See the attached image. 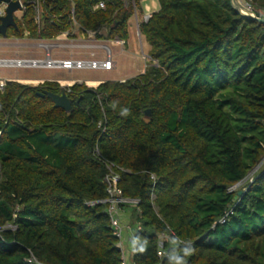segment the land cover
<instances>
[{
    "label": "trees",
    "instance_id": "1",
    "mask_svg": "<svg viewBox=\"0 0 264 264\" xmlns=\"http://www.w3.org/2000/svg\"><path fill=\"white\" fill-rule=\"evenodd\" d=\"M129 1L41 0L37 21L24 0L13 33L51 40L78 27L127 41L134 5L144 11ZM158 3L140 24L156 62L145 72L96 88L8 80L0 90V264H122L101 202L105 161L139 201L133 264H169L163 234L191 242L187 264H264V170L233 189L264 157V24L232 0ZM44 90L65 91L72 110Z\"/></svg>",
    "mask_w": 264,
    "mask_h": 264
},
{
    "label": "rangeland",
    "instance_id": "2",
    "mask_svg": "<svg viewBox=\"0 0 264 264\" xmlns=\"http://www.w3.org/2000/svg\"><path fill=\"white\" fill-rule=\"evenodd\" d=\"M126 3H130L129 0H125ZM155 4H154V2ZM146 6L145 11L140 12L139 9H137V16L133 14L131 19V33H132V40L130 41L129 46L124 47L126 55L122 56L118 60V75H132V77L138 75L139 69L144 66L145 69L155 66L156 62H154L149 54H148V43L145 39V37L141 34L139 30L138 23L141 24L143 20L144 13L147 12V9L149 12H154L158 7V0H145L143 2V6ZM15 16L19 19H22L23 11L16 12ZM129 19V20H130ZM79 29L77 27L73 30L76 31L77 34ZM107 28H104L101 30V33H106ZM89 35H91V40L94 42L96 40L95 34L92 32ZM83 40L88 38V34L85 37H81ZM34 39L30 38L28 35H24L23 37H18L13 33V29L9 28L7 37H3L0 35V59L1 60H12V59H19V58H31L34 54L35 46L32 45L31 42H33ZM102 44H107L110 46V42L108 41H98ZM46 43H42L40 47L45 48ZM108 47V46H107ZM109 48V47H108ZM103 50V51H102ZM102 50L98 51L100 54H102V58L105 57V51L106 49L103 48ZM110 50V49H109ZM89 53V51L87 52ZM93 53V52H92ZM96 53V52H95ZM97 54V53H96ZM129 54V55H127ZM133 55V56H132ZM96 56H99L96 55ZM113 58L115 61V55L113 54ZM42 73H53L51 70H41L39 68H19L12 65L7 64H0V81L6 82L8 80H18L20 78L27 79V78H34L40 76ZM117 73V72H116ZM113 73L101 71V70H91V69H83V70H76L73 73V76L79 78L82 80V82L93 81V79H99L101 77H111ZM140 74V73H139ZM121 77V76H118ZM130 77V78H132ZM128 79V78H127ZM109 81V80H106ZM113 81V80H110ZM23 84H27L24 82H21ZM91 85V83H89ZM90 88H96L91 87ZM260 169V171L264 170V157L261 161V163L253 169L246 180L239 183L237 186L234 187L235 190H240L242 187L244 188V184L247 182L248 179H250L256 172V170ZM135 207L133 206H127L125 210L127 211V221L123 222L125 225L129 224L133 228L134 233L138 229V220L137 215L139 210H135ZM14 228V227H13ZM130 237V233L124 231L122 235V242L124 245L125 250L132 249L134 246L128 241Z\"/></svg>",
    "mask_w": 264,
    "mask_h": 264
},
{
    "label": "built area",
    "instance_id": "3",
    "mask_svg": "<svg viewBox=\"0 0 264 264\" xmlns=\"http://www.w3.org/2000/svg\"><path fill=\"white\" fill-rule=\"evenodd\" d=\"M24 9V0H19ZM30 2L34 5V8L37 12V21L40 20V7H41V0H30ZM6 4L0 3V16L5 15ZM236 9L245 17L248 18H264V9H255L254 0H236L235 3ZM96 8H105V4L103 1L99 2ZM134 15L137 16V8L134 5ZM152 16V12H147L143 15L142 22H147ZM141 22V23H142ZM139 30L140 24L138 23ZM118 43L124 45L126 41L124 40H117ZM105 57L104 58H97L95 53H92L90 58L85 59H57L53 58L50 54H46L43 58H19V59H12V60H1L0 64H7L16 66L19 68H50V69H64V70H83V69H91V70H103V71H110L115 67V61L113 59V55L111 50L108 47H105ZM5 82L0 81V90L4 89ZM70 87V86H69ZM98 155L101 156L100 152ZM106 168L108 173L105 177V183L107 186V198L102 203L108 204V214L110 216V220L112 226L114 228V232L116 236L119 238V247L122 251V264H133L132 257L135 253L133 248H136L138 244L135 233L131 225H125L121 219V215L125 212V208L127 206H137L138 200L137 199H130L123 195V191L120 188V180L121 174L116 170V166L114 163L110 161H105ZM152 178L155 179V176L152 175ZM234 189V188H233ZM225 222V219L222 220ZM13 228L12 226H9ZM140 228V225H138ZM129 232L130 237L128 241L134 246L132 249L125 250L123 242H122V235L123 232ZM161 239L171 240V237L168 235L163 234ZM162 245V242H161ZM165 254L164 251H159V256H163Z\"/></svg>",
    "mask_w": 264,
    "mask_h": 264
},
{
    "label": "crops",
    "instance_id": "4",
    "mask_svg": "<svg viewBox=\"0 0 264 264\" xmlns=\"http://www.w3.org/2000/svg\"><path fill=\"white\" fill-rule=\"evenodd\" d=\"M145 2V0H143ZM142 2V4H143ZM154 2V1H153ZM155 4V2H154ZM147 4L144 6V11L146 8ZM159 4L156 10H158ZM155 10V11H156ZM131 19L128 22V28H129V38L126 41L124 45L120 44L117 42V40H99L96 39L94 42L91 40V35H88V38L82 39L81 37H85L86 35L79 30L77 34L76 31L72 32V36L69 35L68 33H63L60 36H58L55 39L51 40H45V39H34L32 43L33 46H35V51L34 54L32 55V58H43L47 53L50 54L53 58L57 59H85V58H90L92 56V52L95 53L96 55L99 54V56H96L97 58H102V54H100L98 51L102 50L105 47H109L111 50L112 55H115V67L106 72H111L113 73L111 77H101L99 79H93V81H86L82 82L81 79L73 76V73L76 70H64V69H50V68H39L41 70H51L53 73H42L38 77L34 78H27L23 79L20 78L18 80H13V81H18V82H24L27 83L28 85L32 86H38L45 81H53L57 82L60 84L62 87H69L72 86L75 83H86L87 85H90L91 87H97L100 83L106 81V80H113V81H124L127 78L132 77V75H118V60L126 55L124 47L129 46L130 41L133 39L132 33H131ZM78 29V27H77ZM74 35V36H73ZM98 41H108L110 42V46L107 44H102ZM42 43H46V47H40ZM150 50V45L148 44V51ZM89 51V53H87ZM103 51V50H102ZM129 55V54H127ZM133 56V55H132ZM114 59V58H113ZM144 66L139 69L138 74L145 72ZM103 71V70H101ZM117 72V73H116ZM121 76V77H118ZM123 212L121 215V219L123 222L127 221V214ZM126 220V221H125ZM129 250V249H128Z\"/></svg>",
    "mask_w": 264,
    "mask_h": 264
},
{
    "label": "water",
    "instance_id": "5",
    "mask_svg": "<svg viewBox=\"0 0 264 264\" xmlns=\"http://www.w3.org/2000/svg\"><path fill=\"white\" fill-rule=\"evenodd\" d=\"M235 5L236 0H232ZM0 3H5L6 10L5 15L0 16V35L3 37H7V33L9 28H14L18 30V24L16 20V12L22 11L23 6L19 0H0ZM240 13V12H239ZM256 19L259 23L264 24V18H253ZM41 96H47L51 99L57 108H61L66 112H70L73 107V99L69 97V95L65 91H61L60 93H54L48 90H44V92L40 93ZM146 114L149 116L150 111L147 110Z\"/></svg>",
    "mask_w": 264,
    "mask_h": 264
},
{
    "label": "clouds",
    "instance_id": "6",
    "mask_svg": "<svg viewBox=\"0 0 264 264\" xmlns=\"http://www.w3.org/2000/svg\"><path fill=\"white\" fill-rule=\"evenodd\" d=\"M122 114L127 115V109H125ZM170 243L173 246V251L169 256V264H187L186 258L191 256L194 252L191 242L173 238ZM132 250L143 252L144 247L141 246L139 249L133 248Z\"/></svg>",
    "mask_w": 264,
    "mask_h": 264
}]
</instances>
